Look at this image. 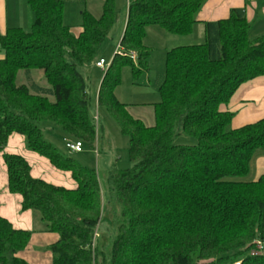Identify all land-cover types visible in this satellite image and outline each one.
<instances>
[{
	"label": "trees",
	"instance_id": "1",
	"mask_svg": "<svg viewBox=\"0 0 264 264\" xmlns=\"http://www.w3.org/2000/svg\"><path fill=\"white\" fill-rule=\"evenodd\" d=\"M205 1L128 0L120 46L127 56L137 53L138 66L116 54L98 93L99 108L129 139L134 164L111 175L122 214L108 264H264V256L243 258L254 242L264 247V176L240 180L264 153V119L233 129L235 115L222 108L243 84L264 76V36L249 39L245 13L205 23L202 44L169 50L155 126L134 119L115 96L123 65L131 64L136 75L148 70L147 28L190 37ZM27 3L35 16L31 29L0 35V153L12 136H22L29 152L70 174L76 188L35 179L26 159L3 154L8 189L22 197L23 212L38 214L44 231L58 236L50 248L53 264H100L104 253L91 248L101 216L98 174L48 142L42 126L94 147L96 123L80 70L96 62L119 14L115 0H103L101 18L84 13L75 36L64 25L60 0ZM35 71L45 85L32 81ZM21 72L29 84L18 85ZM178 133L197 144L176 145ZM32 235L0 216V264H28L18 255Z\"/></svg>",
	"mask_w": 264,
	"mask_h": 264
},
{
	"label": "rangeland",
	"instance_id": "2",
	"mask_svg": "<svg viewBox=\"0 0 264 264\" xmlns=\"http://www.w3.org/2000/svg\"><path fill=\"white\" fill-rule=\"evenodd\" d=\"M64 5V25L69 27L72 34L79 36L83 23V14L89 13L95 18H101L103 14V0H60ZM116 10L119 20L113 27L110 35L105 40L97 56V61L105 60L111 65L117 50L120 47L122 36L126 28L128 15V0H115ZM35 22L34 14L25 0H0V32L4 33L9 28H23L29 31ZM0 33V35H1ZM192 37H174L165 30L157 26H152L146 30L145 45L150 51L148 70L139 75L134 73L131 64H125L121 68V82L115 90L117 100L126 106L130 115L141 121L145 126H155V105L161 102V88L166 80L167 54L170 49L177 45V42H187L190 44ZM189 42V43H188ZM132 61L138 66V55ZM5 59V52L0 51V62ZM96 62L92 65L81 68L80 72L85 79L87 92L90 98V111L96 123V143L93 148L83 144L82 153H73L68 150L67 144L74 143L70 137L65 135L60 129L50 125H43L42 130L48 142L53 144L60 152L72 157L81 166L95 171L98 174L101 193V216L99 225L94 231L92 251L96 253L97 248L104 253L99 257L101 264L103 259L109 263V252L114 242L117 229L121 222V207L116 201L114 184L110 182L111 175L132 169L134 164L130 160V141L123 135L120 126L113 120L106 109L98 106V93L102 79L106 71L96 68ZM25 73L21 72L18 77V85L29 84ZM32 81L45 85L42 73L33 72ZM98 117V119H97ZM24 139V138H22ZM20 149L21 156L26 157L27 149L25 140ZM176 145H196L194 138L179 134L175 138ZM13 144H8L4 148V153L10 150ZM19 150V146L17 147ZM62 175V174H61ZM241 181H251V175ZM64 184L72 187L71 183ZM38 215V214H36ZM40 222L37 232L40 234ZM44 227V226H43ZM44 244L39 243L37 248ZM243 258H260L264 256V247L259 242H254ZM246 251V249L244 250ZM212 261L201 262L200 264H210ZM234 264H242L235 262Z\"/></svg>",
	"mask_w": 264,
	"mask_h": 264
},
{
	"label": "crops",
	"instance_id": "3",
	"mask_svg": "<svg viewBox=\"0 0 264 264\" xmlns=\"http://www.w3.org/2000/svg\"><path fill=\"white\" fill-rule=\"evenodd\" d=\"M25 1L27 2V0ZM234 10H242L245 13L246 20L251 26L250 40L264 36V0H206L198 13L197 20L199 23L190 36L193 38L190 45L204 43L205 23L227 20ZM9 29L4 33L0 32L1 35H6ZM183 43L187 42L178 41L175 47L189 45H181ZM222 108L224 111H229L235 115L232 122L233 129H240L263 120L264 76L243 84L234 94L229 104ZM22 138L19 135L12 136L7 143V145L13 144L11 149L7 150L6 153H0V216L9 220L15 229L29 231L33 234L27 249L18 255L20 259L28 264H53V255L50 248L58 241V236L44 231L43 225H40V234L36 233L40 222L38 215L30 211L23 212L22 197L11 194L8 189V175L3 154L21 156L19 151H21L20 149L24 144L23 140H25ZM18 146L19 150H17ZM26 157L23 158L29 162L33 178L44 180L55 186L68 189L76 188L70 174L56 170L46 159L32 152H26ZM250 175L251 182H256L264 176V153L258 154L254 158ZM65 180H67V183H71L72 187H67V184H64ZM39 243L44 245L37 248L36 246Z\"/></svg>",
	"mask_w": 264,
	"mask_h": 264
},
{
	"label": "built area",
	"instance_id": "4",
	"mask_svg": "<svg viewBox=\"0 0 264 264\" xmlns=\"http://www.w3.org/2000/svg\"><path fill=\"white\" fill-rule=\"evenodd\" d=\"M116 54H119L122 57H129L132 61H134L136 59V55L134 53L129 54L128 56L125 55L123 53V49L121 48V46L119 47V49L117 50ZM115 54V55H116ZM110 67V65H108V63L105 60H100L96 62V68L100 69V70H107V67ZM98 119V117H97ZM67 148L69 151L73 152V153H82L83 152V143L82 142H74V143H68L67 144Z\"/></svg>",
	"mask_w": 264,
	"mask_h": 264
}]
</instances>
